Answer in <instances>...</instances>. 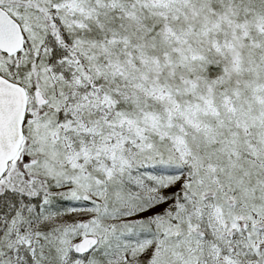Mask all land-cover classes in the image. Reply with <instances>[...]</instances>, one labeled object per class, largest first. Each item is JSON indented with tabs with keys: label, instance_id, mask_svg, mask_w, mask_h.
<instances>
[{
	"label": "snow or ice",
	"instance_id": "obj_1",
	"mask_svg": "<svg viewBox=\"0 0 264 264\" xmlns=\"http://www.w3.org/2000/svg\"><path fill=\"white\" fill-rule=\"evenodd\" d=\"M0 264H264V0H0Z\"/></svg>",
	"mask_w": 264,
	"mask_h": 264
}]
</instances>
